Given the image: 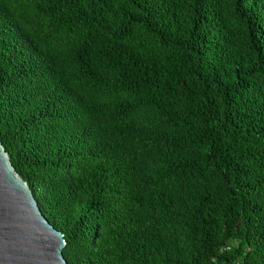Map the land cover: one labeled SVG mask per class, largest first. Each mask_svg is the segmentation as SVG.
I'll use <instances>...</instances> for the list:
<instances>
[{
	"label": "trees",
	"instance_id": "trees-1",
	"mask_svg": "<svg viewBox=\"0 0 264 264\" xmlns=\"http://www.w3.org/2000/svg\"><path fill=\"white\" fill-rule=\"evenodd\" d=\"M0 142L68 264H264V0H0Z\"/></svg>",
	"mask_w": 264,
	"mask_h": 264
},
{
	"label": "water",
	"instance_id": "water-1",
	"mask_svg": "<svg viewBox=\"0 0 264 264\" xmlns=\"http://www.w3.org/2000/svg\"><path fill=\"white\" fill-rule=\"evenodd\" d=\"M65 244L0 142V264H68Z\"/></svg>",
	"mask_w": 264,
	"mask_h": 264
}]
</instances>
